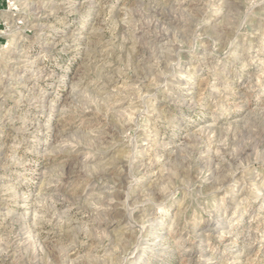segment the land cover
<instances>
[{
    "label": "rangeland",
    "instance_id": "rangeland-1",
    "mask_svg": "<svg viewBox=\"0 0 264 264\" xmlns=\"http://www.w3.org/2000/svg\"><path fill=\"white\" fill-rule=\"evenodd\" d=\"M0 264H264V0H0Z\"/></svg>",
    "mask_w": 264,
    "mask_h": 264
},
{
    "label": "bare ground",
    "instance_id": "bare-ground-1",
    "mask_svg": "<svg viewBox=\"0 0 264 264\" xmlns=\"http://www.w3.org/2000/svg\"><path fill=\"white\" fill-rule=\"evenodd\" d=\"M143 82V81H142Z\"/></svg>",
    "mask_w": 264,
    "mask_h": 264
}]
</instances>
